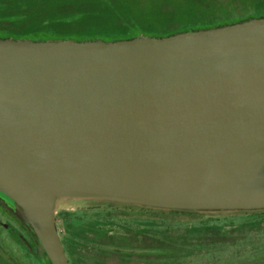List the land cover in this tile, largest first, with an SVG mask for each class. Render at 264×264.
Segmentation results:
<instances>
[{"label": "water", "instance_id": "95a60500", "mask_svg": "<svg viewBox=\"0 0 264 264\" xmlns=\"http://www.w3.org/2000/svg\"><path fill=\"white\" fill-rule=\"evenodd\" d=\"M264 17L132 39L0 38V193L52 264L58 199L264 210Z\"/></svg>", "mask_w": 264, "mask_h": 264}, {"label": "rangeland", "instance_id": "374dc122", "mask_svg": "<svg viewBox=\"0 0 264 264\" xmlns=\"http://www.w3.org/2000/svg\"><path fill=\"white\" fill-rule=\"evenodd\" d=\"M83 2L88 4V12L73 15V12H81ZM258 8H264V0H0V28L4 29L6 25L14 23L17 29L15 34L22 35L56 30L58 34L64 35L75 33L94 36L111 30L115 35L122 36L126 29L125 19L130 15L138 19L140 26L143 23L149 28L158 29L159 26L164 28L183 25L200 18L210 20L241 16ZM5 21H8V24L5 25ZM262 177L264 182V174ZM0 194L11 210L9 214L0 203V264H43L42 261L50 264L46 253L34 240L22 210L8 197ZM99 206L104 208L108 203L58 199L56 213L60 234L66 233L63 223L65 219L70 218L69 214L80 215L84 209ZM245 212L249 211L199 213L209 218L240 216ZM139 223L141 225V221L133 224ZM15 230H21L23 233L15 235L12 232ZM20 235L27 236V240ZM185 245L184 240L179 255L170 251L141 250L139 264H264V242L251 246L249 241L243 239L238 243L213 244L211 247L204 246L206 248L199 249H189ZM149 247H152L151 240L142 237L141 249ZM187 251H190L189 255L195 256V260L191 263L186 260L177 261L179 256L185 257Z\"/></svg>", "mask_w": 264, "mask_h": 264}, {"label": "trees", "instance_id": "16d2710c", "mask_svg": "<svg viewBox=\"0 0 264 264\" xmlns=\"http://www.w3.org/2000/svg\"><path fill=\"white\" fill-rule=\"evenodd\" d=\"M86 4L83 2L81 12L73 15L86 14ZM264 8L252 12L234 15L230 18L207 19L200 18L195 22L176 26L149 28L142 25L134 16L126 18L124 35H115L111 30L101 35L84 36L58 34L56 30L41 31L40 34L22 35L16 27L8 24L0 28V38L33 39V40H95L106 41L132 39L140 35L164 37L188 30L209 29L264 17ZM239 16V17H238ZM8 26V27H7ZM143 26V27H142ZM131 205L108 203L107 207L84 209L80 215L64 220L65 235L60 234L65 252L70 264H136L141 262V250H158L174 252L179 255L180 247L186 242L189 249L211 247L213 244L238 243L241 240L255 245L264 242V210L249 211L240 216L209 217L193 211L161 210ZM141 221V225L133 224ZM31 230V229H29ZM34 240L38 242L31 230ZM149 238L151 246L141 249V238ZM39 243V242H38ZM155 246V247H154ZM206 246V247H204ZM178 257L177 261L192 262L195 256ZM189 255V256H188ZM188 256V257H187ZM187 257V258H186ZM191 260V261H190ZM112 262V263H111ZM176 262V261H175ZM50 264H52L49 261Z\"/></svg>", "mask_w": 264, "mask_h": 264}, {"label": "flooded vegetation", "instance_id": "af4514ba", "mask_svg": "<svg viewBox=\"0 0 264 264\" xmlns=\"http://www.w3.org/2000/svg\"><path fill=\"white\" fill-rule=\"evenodd\" d=\"M0 203H2V205L4 206V208L5 209H7V212L10 214L11 213V210H10V208H9V205H8V203H7V201H5V200H3V198L1 197V194H0ZM1 207V206H0ZM6 224H4V226H5ZM7 226V225H6ZM59 231V230H58ZM12 232H14L15 233V235H19V233H23L21 230H18V231H12ZM60 233V232H59ZM21 237H23V238H25V240H27V236H25V235H20ZM32 240H33V238H32ZM33 242H34V240H33ZM29 249H31V248H29ZM42 263L43 264H45L43 261H42Z\"/></svg>", "mask_w": 264, "mask_h": 264}]
</instances>
